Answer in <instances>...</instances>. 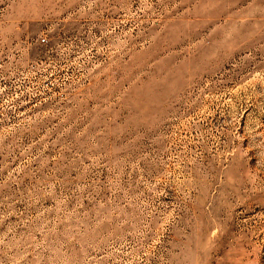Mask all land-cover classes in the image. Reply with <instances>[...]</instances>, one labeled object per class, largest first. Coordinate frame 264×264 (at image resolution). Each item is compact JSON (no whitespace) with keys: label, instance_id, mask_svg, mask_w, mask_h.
I'll return each instance as SVG.
<instances>
[{"label":"rangeland","instance_id":"1","mask_svg":"<svg viewBox=\"0 0 264 264\" xmlns=\"http://www.w3.org/2000/svg\"><path fill=\"white\" fill-rule=\"evenodd\" d=\"M0 264H264V0H0Z\"/></svg>","mask_w":264,"mask_h":264}]
</instances>
